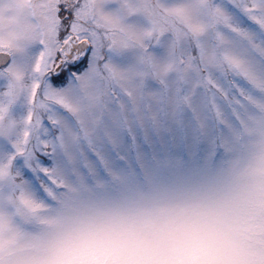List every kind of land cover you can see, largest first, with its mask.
<instances>
[{"label":"snow or ice","instance_id":"1","mask_svg":"<svg viewBox=\"0 0 264 264\" xmlns=\"http://www.w3.org/2000/svg\"><path fill=\"white\" fill-rule=\"evenodd\" d=\"M0 264H264V0H0Z\"/></svg>","mask_w":264,"mask_h":264}]
</instances>
